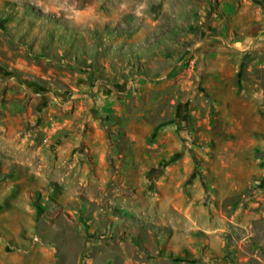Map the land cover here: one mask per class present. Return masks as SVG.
I'll list each match as a JSON object with an SVG mask.
<instances>
[{
  "label": "rangeland",
  "instance_id": "obj_1",
  "mask_svg": "<svg viewBox=\"0 0 264 264\" xmlns=\"http://www.w3.org/2000/svg\"><path fill=\"white\" fill-rule=\"evenodd\" d=\"M0 264H264V0H0Z\"/></svg>",
  "mask_w": 264,
  "mask_h": 264
},
{
  "label": "crops",
  "instance_id": "obj_2",
  "mask_svg": "<svg viewBox=\"0 0 264 264\" xmlns=\"http://www.w3.org/2000/svg\"><path fill=\"white\" fill-rule=\"evenodd\" d=\"M218 50V51H226V46L224 45L222 40H208L204 45L203 51L205 53H209L211 51ZM223 64L220 65L218 70L221 72L223 70Z\"/></svg>",
  "mask_w": 264,
  "mask_h": 264
}]
</instances>
